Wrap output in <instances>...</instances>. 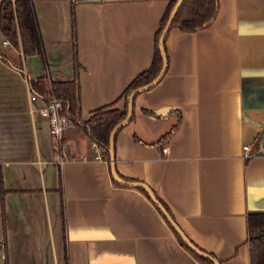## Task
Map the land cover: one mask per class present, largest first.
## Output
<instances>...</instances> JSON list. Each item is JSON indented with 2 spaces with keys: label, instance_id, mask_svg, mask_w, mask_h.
Instances as JSON below:
<instances>
[{
  "label": "crops",
  "instance_id": "1",
  "mask_svg": "<svg viewBox=\"0 0 264 264\" xmlns=\"http://www.w3.org/2000/svg\"><path fill=\"white\" fill-rule=\"evenodd\" d=\"M31 1L42 53L23 58L0 34V264H198L146 193L113 181L85 133L64 132L59 163L41 102L28 101L29 81L73 78L75 37L82 119L113 104L150 66L171 0ZM164 47V76L134 98L116 132L115 172L147 186L219 264H249L247 219L264 213V155L255 149L264 0H218L207 27L169 28Z\"/></svg>",
  "mask_w": 264,
  "mask_h": 264
},
{
  "label": "trees",
  "instance_id": "2",
  "mask_svg": "<svg viewBox=\"0 0 264 264\" xmlns=\"http://www.w3.org/2000/svg\"><path fill=\"white\" fill-rule=\"evenodd\" d=\"M176 0H171L163 11L154 40V55L146 71L139 73L131 83L120 93L113 104L98 108L88 115L87 119L81 117L79 100L78 64L76 60L75 37H73V66L74 74L71 80L64 82H50L49 86L43 79L29 81L32 92L36 93L43 102L51 98L61 101L64 111L75 125V130L86 134L90 142L95 143L103 151L106 160L108 155L109 132L125 119L127 97L132 90L147 85L160 71L162 64L157 48L161 30L166 23L169 13ZM218 0H183L172 21L170 28L185 33H195L207 27L216 16ZM74 17L72 16V28ZM0 34L15 49L21 51L23 58L41 54V41L35 17L33 2L31 0H4L0 2ZM122 101V107H114L115 103ZM256 152L264 155V130L258 138ZM1 184V181H0ZM144 192L141 188L136 187ZM145 193V192H144ZM246 230L248 231L249 264H264V213H252L248 216ZM178 241L186 248L198 264H211L208 260L195 255L186 247L178 236ZM212 257V256H211Z\"/></svg>",
  "mask_w": 264,
  "mask_h": 264
},
{
  "label": "water",
  "instance_id": "3",
  "mask_svg": "<svg viewBox=\"0 0 264 264\" xmlns=\"http://www.w3.org/2000/svg\"><path fill=\"white\" fill-rule=\"evenodd\" d=\"M183 0H176L175 5L173 6L172 10L169 13V17L166 21V23L164 24L163 28H162V32L159 36L158 42H157V48L159 51V55H160V59H161V64L162 67L160 69V71L158 72V74L152 79L150 80V82L142 87L136 88L134 90L131 91V93L128 95L127 97V106H126V114H125V119L123 121H121L120 123H118L117 125H115V127L109 132V138H108V146H107V150H108V155H109V166H110V174L111 177L113 179V181L115 183H118L121 186H125V187H139L141 188L146 195L148 196V198L150 200H152V202L156 205V207L158 208V210L160 211V213L162 215H164L165 219L169 222V224L171 225V227L173 228L174 232L177 233V235L179 236V238L181 239L182 243L184 245H186L187 248H189L195 255L199 256L200 258H204L206 260H208L211 264H219L213 257H211L209 254H207L204 251H201L200 249L196 248L191 241L182 233L180 232V230L178 229V227L176 226V224L174 223L173 219L170 217V215H167L165 209L161 206V204L158 202L157 199H155L152 191L145 186L144 184L140 183V182H128V181H124L122 180L117 173L115 172V166H114V138L116 135V132L123 127L124 125H126L131 117H132V108H133V103H134V98L142 93V92H146L149 89H151L152 87H154L155 85H157L161 78L164 76V73L166 71L167 68V64H166V54H165V47H164V40H165V36L168 33V30L172 24V21L176 15V12L179 9V6L181 5Z\"/></svg>",
  "mask_w": 264,
  "mask_h": 264
},
{
  "label": "built area",
  "instance_id": "4",
  "mask_svg": "<svg viewBox=\"0 0 264 264\" xmlns=\"http://www.w3.org/2000/svg\"><path fill=\"white\" fill-rule=\"evenodd\" d=\"M28 101L33 104L41 102V106L37 108V112L48 124V132L53 140V151H55L58 162L60 163L65 156V145L63 144L64 132L75 129L72 119L65 113L64 105L61 101L51 98L47 102H43L34 92L30 93ZM91 146L95 149L98 148L95 143H91ZM243 150L248 151L249 148L245 146ZM163 152L166 153V150H163ZM96 158L98 159V157Z\"/></svg>",
  "mask_w": 264,
  "mask_h": 264
}]
</instances>
